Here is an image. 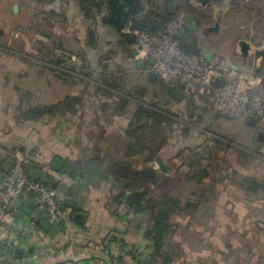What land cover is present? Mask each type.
<instances>
[{
	"label": "rangeland",
	"instance_id": "374dc122",
	"mask_svg": "<svg viewBox=\"0 0 264 264\" xmlns=\"http://www.w3.org/2000/svg\"><path fill=\"white\" fill-rule=\"evenodd\" d=\"M15 5L19 7L18 12L14 11ZM66 14L68 23L64 18ZM89 22L74 0H0V147L14 163L35 162L33 152L37 153L36 159L45 158L44 153L52 146L58 150L71 146L70 143L76 140L74 128L82 126L80 122L84 118H95L91 113L94 108L114 105L112 93L105 87L95 90L94 83L103 81L91 75L94 69L90 66L94 64V54L97 55V47L109 27L97 22L88 28ZM84 39H87L85 44ZM91 41L97 49L91 48L88 44ZM59 42H63L65 48L75 45L76 51L57 50ZM105 49L108 56L118 59L127 47L119 48L115 42L108 43ZM213 50L218 55L229 56L230 60L231 54L223 53L215 46ZM51 58L54 61L60 58L62 64L49 62ZM86 58L90 59L85 62ZM109 61L113 62V59ZM123 64L122 70H127L123 73L133 71V66L129 67L127 62ZM57 66L61 69H52ZM70 71L75 74H69ZM58 81H61L63 90H57ZM143 82L138 81L137 88L154 94L155 87ZM241 82L238 88L245 87ZM124 88H127L126 84ZM64 97L76 98L79 102L71 103V111L61 108L65 112L60 114H64L67 122L63 132L55 121L58 113L44 116L39 121L27 120L23 115L30 102L52 105L55 99ZM158 97H145L148 98L146 102L152 104L149 108L168 113L174 118L175 125L164 132L166 143L156 158L146 165L150 164L147 167L161 176H178L180 181L177 184L170 181L163 190L183 199H199L204 205L200 203L190 210V214L184 213L172 219L176 226L171 241L179 254L174 258V264H264V126L257 119L254 125H250L248 116L243 115L233 119H215L208 128L207 119L214 113V108L206 96L198 95L192 107L189 103L162 104ZM66 101L70 103L72 100ZM104 114L110 115L108 112ZM121 120L112 114L111 122L103 126L105 134L114 135L115 127L123 125ZM159 160L168 167L166 171L158 166ZM142 163L139 160L138 167L143 168ZM201 164V167L211 170L202 181L197 177L189 181L181 176L188 171L196 174V166ZM253 184L259 185L258 190ZM155 190L158 194L163 192ZM126 208L115 201L106 210L118 218L124 215L125 210L128 217L134 215V209ZM145 223L150 225V219L146 218ZM20 224L15 228L26 236L29 228ZM107 229L102 228L101 231ZM95 233L98 237L101 233L97 225ZM115 233L111 230L105 234L115 237ZM116 238L122 246H132V250L136 248L141 255H146V250L139 246L145 248L144 244H151L145 237L146 241H140L132 230ZM124 254L114 251L112 256L119 262H125ZM129 262L135 264L132 259Z\"/></svg>",
	"mask_w": 264,
	"mask_h": 264
},
{
	"label": "flooded vegetation",
	"instance_id": "af4514ba",
	"mask_svg": "<svg viewBox=\"0 0 264 264\" xmlns=\"http://www.w3.org/2000/svg\"><path fill=\"white\" fill-rule=\"evenodd\" d=\"M74 1H76L79 9L83 10L86 16V12L89 10L93 16H98L93 25L97 22H105L110 28L105 37H103L104 39H102L96 58L103 59L108 57L109 54L105 49L108 47V43L114 44L124 39L131 47H134V50H132L133 59L131 60L137 62L134 52L136 51L135 46L139 38L147 36L152 40L159 39V43L169 39L170 42L176 43L178 46L177 34L180 30L186 29V33L196 41V49L199 48V50L178 46L179 50L185 55L191 58H204V60L209 61L216 55L218 56L213 51V47H216V40L213 38L221 37L223 39L221 45L224 48H230L227 53L232 56L230 55V60L229 56H219L228 60L231 69H233V66H237L243 69V72L251 71L254 76L264 70V49L259 48L264 43V0H93L94 3H99L98 9L97 7L93 9L89 6V0ZM97 10L99 14H96ZM185 16H192L193 21L190 23L185 21ZM112 32H116L117 36L115 37ZM243 41L248 46L245 51H242L240 46ZM102 43L107 45L103 46ZM127 55L126 53L120 55L117 59L118 62L126 63V61H130ZM208 55L209 57H207ZM156 63L157 60L155 59V64L152 67L154 72H156L154 70ZM57 68L58 66L55 67V69ZM98 70L94 72L93 76L101 79L103 83L95 82V89L98 90V87H105L108 92L112 93L110 96H113L112 100L114 101V105L105 108L101 106L99 110L102 113L108 112L109 116L116 114L120 119L128 121L125 130L127 133L126 138L119 143L120 146L124 144L122 145L124 154L121 156L123 160L109 156L111 176L117 180L123 193H128L127 191L134 187H141V191H144L146 187L151 186L153 181L157 182L158 190H162V188L170 184V181L177 184L180 181L178 176H173L172 178L165 176L169 181L166 183L167 180L162 181L161 175L157 174L155 170H151L152 168L147 167L150 164L146 165V163L153 161L156 156L149 158V156L145 155V149L138 146L139 140L144 142L142 140L144 133L140 132L142 130V116L138 117L139 114L136 113L140 108L152 105L150 102H146L148 98L146 99L145 97L147 95L152 97V99L159 96L158 101L162 104L189 103V107L193 106L192 102L198 95H204L211 101L210 97L205 93H200L195 83L179 79L166 81L157 72L158 78L151 81L149 79L150 70L148 69L138 68L129 74L128 72L123 73L125 71L123 70L115 78L110 76L113 72L105 73ZM68 73L75 74L73 71ZM62 74L64 75L65 73ZM161 79L165 81L164 85L161 83ZM109 80L113 83L108 82ZM138 81H144L145 85L155 87L154 94L147 91V89H138ZM132 82L133 84L131 85ZM168 83L175 84L184 91V98L181 101H176L168 92L166 89ZM124 84H126L127 88H124ZM159 93L161 94L158 95ZM211 106L213 107L212 103ZM216 113L221 112H217L214 109L212 116L207 119L208 128L212 121L224 117L216 118ZM163 114L168 119L174 120L168 113ZM228 116L231 119L235 117ZM136 134L138 135L136 137L137 141H135ZM135 144L138 148L134 147ZM156 147L157 143L154 148L156 149ZM157 152H160V150L158 151L157 149ZM139 160L143 161V168L138 167ZM63 171L70 178H79L82 173L79 168L71 166L63 169ZM51 173L52 171L49 172V174Z\"/></svg>",
	"mask_w": 264,
	"mask_h": 264
},
{
	"label": "crops",
	"instance_id": "0c3cea01",
	"mask_svg": "<svg viewBox=\"0 0 264 264\" xmlns=\"http://www.w3.org/2000/svg\"><path fill=\"white\" fill-rule=\"evenodd\" d=\"M81 12L84 11L81 10ZM89 23L90 24L87 25L88 28L93 22L90 20ZM213 39L216 40V48L221 49L223 53L225 52L228 54L227 51L230 48H224L221 45L223 39L221 37H214ZM128 48L129 45L127 46V49ZM130 48L134 50L133 46H130ZM127 49L123 50V55L124 53L128 54ZM97 55L94 54L95 58ZM127 56L130 60L127 61V65H129V67L133 66L134 68H132V70H137V62L131 60L132 57L130 55ZM52 69L55 71L59 70V68ZM58 82L57 90H60L61 81ZM95 90L97 91V89ZM65 99L66 97L57 98L52 105L59 106L60 103L65 101ZM91 113L94 114L95 118L92 117V119L89 118V120L84 118V120L80 122L82 126L79 125L74 128V132L71 131L74 133L76 139L70 143L71 146L64 147L63 150H58L57 148L54 149L52 146V148H48L46 153H44L46 157L44 158L43 156L42 159H36L35 155L37 153H32V157H34L33 159L37 163L33 161L28 163L31 166H37L38 169L47 167L51 168L53 160L60 157L65 161L64 169H67L68 166L77 167L82 173L79 178H70L64 173V171L58 173L51 169V175H54L57 180L66 181L80 190L77 206L74 208L68 207L72 211V222L69 220V217L60 220H66L65 222L68 226L65 232H53V229L56 228L53 224L49 231H45L42 228V230L38 229L37 233H28V230L26 236H21L20 234L11 231L9 232L5 226L0 228V239L5 240L8 246H12L17 252L21 249L22 253L18 252L20 255H23L30 245H39L37 251H34L29 255H24L23 258L19 260V262H22L23 264H53L52 262H60V264H62V262L64 264H70L68 262H71V264H131L129 261L132 258L127 254H124L125 262H119L112 256L114 251L126 253L129 249L128 247H123L118 241L119 238L116 237H118V235L123 237L132 230V233L135 232L138 234L140 241H146L144 240V233L146 230L144 225L141 228L130 227V221L139 219L141 217L139 214H132V216L129 215L128 217V212L125 210L124 215L121 218H118L116 215L112 216V211L109 213V211L106 210L109 208V204L114 205L115 201H117L119 196L123 193L117 180L111 176L109 170V156H114L117 157L118 160H123V157L121 156L124 154L122 147L124 144H121L120 146L119 143L126 138L127 133L125 130L128 121L122 119L121 121L123 122V125L115 127L116 133L107 136L103 126L111 122V116H104V113L101 115L102 112L99 110V106L94 108ZM58 114L59 116L55 121L59 126V130L61 128V131L63 132L67 122H65L66 120L63 117L64 114ZM86 128L88 129L86 130ZM63 137H61V139ZM8 159L11 158L8 157L3 148L0 147V187L3 183V172H5L3 167ZM23 198L25 204L20 208L14 207L16 210H19V214L22 215V221H24V218L27 219V217H31V214L33 213L26 209V204L35 202V197L30 195L23 196ZM61 198L63 201L62 194ZM125 199L126 198H121V201L124 202ZM76 213L82 214L84 216L83 219L76 220L74 218V214ZM11 215L14 214L6 215L5 213H2L0 218L6 222H10L12 219ZM137 221L139 222V220ZM96 225L101 232L99 237L97 236V233H95ZM102 228H109L107 229L108 231L114 230L117 233L114 234L115 237L108 236V234H105L108 231L104 230L105 232H103L101 231ZM101 243H104V245H100ZM144 247L146 249L139 246L141 250H146L145 254H147L150 250V245L148 244L145 246L144 244ZM103 252L106 254L104 253V255Z\"/></svg>",
	"mask_w": 264,
	"mask_h": 264
},
{
	"label": "trees",
	"instance_id": "16d2710c",
	"mask_svg": "<svg viewBox=\"0 0 264 264\" xmlns=\"http://www.w3.org/2000/svg\"><path fill=\"white\" fill-rule=\"evenodd\" d=\"M88 5L91 6L93 9L94 8L96 9V7L98 9L99 3H94L93 0H89ZM86 8L88 7L86 6ZM86 14L87 16L85 15V17H87L88 20H91L93 23L96 22L95 20L98 17L97 15L93 16L90 10L87 11ZM96 14H99L98 10ZM67 17L68 14H66L64 17L66 23L69 22V19ZM105 24L108 27V24L104 22V25ZM49 26L53 27V25L50 24ZM112 33L115 37L117 36L116 32H112ZM45 34L47 33L44 32V35ZM86 40L87 39H84V41ZM84 41L83 43L85 44ZM59 44L60 46H58L57 50H61V51L65 50L67 51V53H73L76 51L75 45L74 46L70 45V48H65L63 46V42H59ZM88 44L93 49L94 48L99 49L101 47L100 46L101 44L99 43L98 47L96 48V45L94 44V42L92 44V41L91 43L88 42ZM88 44L86 43V45ZM117 44L119 48L124 47L125 45L127 47L129 45V43L124 39L123 40L121 39V41L119 40ZM102 45L106 46L107 44L102 43ZM127 50H128V55H131L132 49L130 48V45ZM51 56H53V54ZM52 59L53 58H51L49 62H52L56 65L62 64V62L59 61L60 58L58 59V61H54ZM87 59L90 58H86L85 62L87 61ZM109 59H113V62H110ZM93 60H94L93 61L94 64L93 65L90 64V66L94 69V72H96L97 69H99L98 71H102L105 73L110 71L113 72L110 75L113 78H115V76L118 73L122 72L123 71L122 66L123 67L125 66L123 63L118 62L117 58H114L113 55L104 57L103 59L98 57V58H94ZM94 72L91 75H93ZM108 82L113 83L110 80ZM161 83L164 85L165 81L161 79ZM67 99L68 101L70 100L72 101L68 103L66 101ZM74 101L79 102L78 99L76 98L74 99L70 97L66 98L65 101L63 103H60L59 106L34 104L30 102V105L26 110L27 112H24L23 115L25 114V118H27V120L39 121L44 116H51V115H55L56 113H60L62 111L61 108L63 109V107L65 108V111L67 110L71 111L73 108L72 104L74 103ZM65 111H62V113ZM136 114H139L138 117L142 116L143 119L141 124L142 130H140V132L144 133L143 135L144 137L142 139L144 140V142H141V140H139L140 142L138 146L144 148L145 152L147 153V156H149V158H152L156 156L157 153L159 154V152H157V149L159 151L162 145L166 143L167 136L164 134V132L172 128V125L174 124L175 120L170 118L168 119L166 115L163 114L162 112L160 111L157 112L156 110L154 109L152 110L149 107L140 108ZM137 136L138 135L136 134L135 141L138 140L136 138ZM156 143H157V147L155 149L154 146L156 145ZM134 147L136 148L137 145L135 144ZM201 166L202 164L196 166L197 168L196 174L192 175V173L188 171L186 173H181V176L185 177V179L187 178L186 180L189 181H193L192 179L196 177L198 181H202L208 175V172H211V170L205 169V167H201ZM32 167L37 168V166H32ZM5 174L6 172H3V176ZM160 178L162 179V181L167 180L166 183L169 182L168 179L165 178L164 176H161ZM254 186L256 185L253 184V187ZM258 186L255 187V190H258L257 189ZM141 189H142L141 187L132 188L131 190L127 191L128 193L121 194L117 202L118 204L129 206L130 208L134 209V214H139L141 216L139 219L131 220L130 227L141 228L143 225L145 226L146 230L144 233V237L151 243L150 250L146 255H141L137 252L138 250L136 251V248L132 250V246L130 247L128 245L129 246L128 247L123 245L125 248L127 247L129 248L125 254L129 255V257H131L134 260L135 264H174L173 260L174 258H176V255L178 256L179 254L176 253L174 244L171 241V238L175 231L174 227L176 226L175 224L172 223V219L184 213L190 214V210L197 208L202 202H200L199 199L198 200L191 199V197L189 198L187 197L186 199H183L178 196H173V194L171 195L169 191L163 190L164 188H162L163 192L158 194L157 191L155 190V189L158 190V185L157 182L154 181L151 182V186L146 187L144 191H141ZM29 195L34 197L33 194H29ZM204 195L205 194L203 195L201 194V196ZM121 198H126V199L123 202L121 201ZM62 206L68 212L67 217H69V220L72 222L73 215L71 209L66 207L63 202H62ZM2 213H5L6 215H10V214H14V215H11L12 219L10 222H6L0 218V228L5 226L9 232L11 231L16 234L18 233L21 234L22 236L23 231L18 230V228H15L18 227L17 224L21 223L23 218L22 215L19 214V210H16L14 206H12L11 210H5L0 205V217ZM31 215L32 216L35 215V212H33ZM45 217H46L45 214L35 216L34 221H36L38 229L42 230V227L40 226V221ZM146 218L150 219V225L148 226H146L145 223ZM137 220H139V222ZM65 221L63 220L53 224L54 227H56L55 229H53L54 230L53 232H65L68 226ZM38 247L39 245L37 244L30 245L28 250H25L24 254L20 255L12 246H8L5 240L0 239V264H23L22 262H19V260L23 258L24 255H29L34 251H37Z\"/></svg>",
	"mask_w": 264,
	"mask_h": 264
},
{
	"label": "built area",
	"instance_id": "2783aa9c",
	"mask_svg": "<svg viewBox=\"0 0 264 264\" xmlns=\"http://www.w3.org/2000/svg\"><path fill=\"white\" fill-rule=\"evenodd\" d=\"M158 41L159 39L152 40L147 36L139 38L135 50L145 60H157L154 70L164 80L179 79L195 83L200 93L210 97L215 111L235 117L247 115L248 119H257L264 126V72L257 77L251 71L241 73L231 69L228 60L222 56L216 55L209 61L191 58L169 39L161 40L162 43ZM259 48L264 49V43ZM241 80L245 84L244 88H238L242 84ZM26 166H29L28 162L13 163L12 168L3 176L0 205L5 210H11L16 198L33 194L35 215L23 219L22 224L29 228L28 233H37L35 216L45 214L49 223L55 224L65 219L68 212L62 206L58 189L33 180L25 173ZM42 169L47 173L51 172L50 167Z\"/></svg>",
	"mask_w": 264,
	"mask_h": 264
},
{
	"label": "water",
	"instance_id": "95a60500",
	"mask_svg": "<svg viewBox=\"0 0 264 264\" xmlns=\"http://www.w3.org/2000/svg\"><path fill=\"white\" fill-rule=\"evenodd\" d=\"M18 9H19L18 5H15L14 11L18 12ZM184 19L185 21L189 23L193 21L192 16H185ZM177 38H178L179 47L186 46V47H190L193 49L195 48L196 51L199 50V48L196 49V46H197L196 41L193 38H191L188 35V33H186V29L180 30L177 34ZM240 46L242 48V51H245L246 48L248 47L244 41L241 42ZM134 56L137 60L138 68L150 70L149 79L151 81H154L155 79L158 78V74L152 70V67L155 64V59L145 60L143 55L138 51L134 52ZM207 57H209V55ZM232 68L233 70L243 72V69L238 68L237 66H233ZM166 89L176 101H181L184 98V91L179 86L172 84V83H168L166 86ZM221 116L231 119V117L228 116L227 114L216 113L215 115L216 118L221 117ZM254 122H255L254 118L250 117L248 119V123L250 125H254ZM13 163L14 162L12 159H8L5 162L3 170L5 172H8L12 168ZM64 166H65V161L62 158L57 157L53 160L51 169L55 172L61 173L63 172ZM158 166L161 167V169H164L165 171L168 169V167L161 160L158 161ZM25 173L29 175L33 180L41 181L42 183L50 186L53 189H58V191L63 195V203L66 207L74 208L77 206L80 190L75 188L73 185H70L69 183L63 180L59 181L55 178L54 175H51L45 172L43 169L33 168L30 165L25 167ZM24 204H25V200L23 197H18L13 202V206L16 208H20ZM26 209L29 210L30 212H34L36 209V203L35 202L27 203ZM83 217L84 216L80 213L74 214V218L76 220H81L83 219ZM40 226L45 231H49L50 228L52 227V224L49 223L47 219H42L40 221ZM18 252L22 253V250L19 249Z\"/></svg>",
	"mask_w": 264,
	"mask_h": 264
}]
</instances>
